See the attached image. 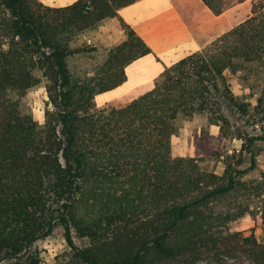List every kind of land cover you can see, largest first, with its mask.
I'll use <instances>...</instances> for the list:
<instances>
[{
  "label": "trees",
  "instance_id": "16d2710c",
  "mask_svg": "<svg viewBox=\"0 0 264 264\" xmlns=\"http://www.w3.org/2000/svg\"><path fill=\"white\" fill-rule=\"evenodd\" d=\"M137 1L0 0V264H42L33 246L59 227L70 248L62 264H171L203 253L222 260L235 241L264 264V242L229 228L256 210L264 233V172L242 180L247 169L220 175L172 154L179 121L198 114L224 138L242 139L256 166L253 145L264 140V0H252L245 20L166 66L149 91L98 106V94L126 81V65L152 51L119 13ZM203 1L216 14L226 8L224 0ZM108 19L120 39L107 60L73 71L72 60L99 50L74 42ZM255 69L263 81L253 105L230 78ZM39 86L47 92L44 122L22 101ZM228 112L263 124L262 132L237 126Z\"/></svg>",
  "mask_w": 264,
  "mask_h": 264
},
{
  "label": "rangeland",
  "instance_id": "374dc122",
  "mask_svg": "<svg viewBox=\"0 0 264 264\" xmlns=\"http://www.w3.org/2000/svg\"><path fill=\"white\" fill-rule=\"evenodd\" d=\"M224 1L226 8L223 12H226V14L224 13L222 22L226 24L227 29H221V35L224 31L232 29L245 20L251 14L253 7L252 0ZM222 22L221 25L223 26ZM118 39H120V35L114 22L110 19L100 25L97 30L80 36L74 42V47H78L82 42L86 41L90 45L98 46L99 50L72 60L71 69L75 72H82L83 69L92 71L95 65L104 63L107 60L111 43L116 42ZM128 57L129 54L125 53L121 56V60H125ZM249 75L248 78H245L240 73L232 75L230 79L233 91L241 97H247L254 105L261 88L263 76L262 72H258L257 69L250 72ZM138 96L140 95L133 94L126 99L129 100ZM46 99L47 92L44 86H39L22 97V101L29 105L37 119L42 122L45 121L46 117ZM104 99L105 96L99 98L100 102H103ZM96 103L100 106L106 102L99 104L96 101ZM228 115H230L237 126L242 125L254 134L262 132L263 124L245 123L238 119V115L231 112H228ZM242 144V139L224 138L218 125L211 124L207 116L196 114L190 119H181L179 121L178 129L172 137V154L174 157H193L203 170L216 172L220 175H223L227 168L247 169L245 174L240 175L241 179L253 180L260 177L264 172V140H257L253 145L256 166L252 168V154L246 151L243 152ZM229 228L230 231L237 233L238 236L245 237L254 234L259 242H264L263 223L256 210L253 214H248L232 221ZM76 240L79 244L81 243L78 238ZM33 248L39 252L42 264H62L66 262L67 258L64 257V253L70 249L61 227L57 228L52 235L37 241ZM247 249H250L247 248V245L235 241L234 248L230 249V253H226L222 260L212 254L203 253L201 256L195 257L181 256L173 260L171 264H255L253 261L254 257L250 255Z\"/></svg>",
  "mask_w": 264,
  "mask_h": 264
},
{
  "label": "crops",
  "instance_id": "0c3cea01",
  "mask_svg": "<svg viewBox=\"0 0 264 264\" xmlns=\"http://www.w3.org/2000/svg\"><path fill=\"white\" fill-rule=\"evenodd\" d=\"M42 1L60 7L77 0ZM119 13L152 51L127 64L126 81L98 94L96 101L99 104L118 97L144 94L153 88L156 76L166 66L201 50L221 35V29H227L222 22L226 12L214 13L203 0H139L119 9ZM133 88V93H127ZM100 96H105L103 102H100Z\"/></svg>",
  "mask_w": 264,
  "mask_h": 264
}]
</instances>
